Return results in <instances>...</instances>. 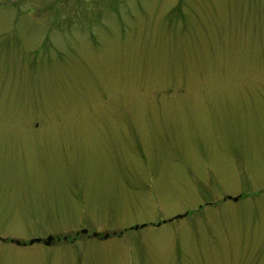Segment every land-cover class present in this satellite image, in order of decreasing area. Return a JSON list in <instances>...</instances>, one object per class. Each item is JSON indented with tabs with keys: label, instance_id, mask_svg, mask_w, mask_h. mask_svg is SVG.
I'll use <instances>...</instances> for the list:
<instances>
[{
	"label": "rangeland",
	"instance_id": "rangeland-1",
	"mask_svg": "<svg viewBox=\"0 0 264 264\" xmlns=\"http://www.w3.org/2000/svg\"><path fill=\"white\" fill-rule=\"evenodd\" d=\"M0 264H264V0H0Z\"/></svg>",
	"mask_w": 264,
	"mask_h": 264
},
{
	"label": "water",
	"instance_id": "water-1",
	"mask_svg": "<svg viewBox=\"0 0 264 264\" xmlns=\"http://www.w3.org/2000/svg\"><path fill=\"white\" fill-rule=\"evenodd\" d=\"M239 198L240 197H234V198H232V197H226L224 200H232L233 202H237L238 200H239ZM186 216V214H184V215H177L176 217H174V218H172V219H170V220H168V221H163L162 223L163 224H165L166 222H170V221H172V220H176V219H182L183 217H185ZM146 225H141L140 226V228H144ZM157 227H159L160 226V224H157L156 225ZM139 227L138 226H136V227H134V230H137ZM81 234H86L87 233V231L86 230H82L81 232H80ZM93 237H97L98 235L97 234H93L92 235ZM108 238V235H105L104 237H103V239L105 240V239H107ZM64 240H65V238H64ZM54 241V239H53V237H47L45 240H41V239H39V238H36V239H31L29 242H28V245L29 246H32V245H34V244H40V243H42L44 246H46V247H48V246H50L51 244H52V242ZM3 242H7L6 240H4ZM11 243H14L16 246H25L26 244L25 243H20L19 241H11Z\"/></svg>",
	"mask_w": 264,
	"mask_h": 264
}]
</instances>
